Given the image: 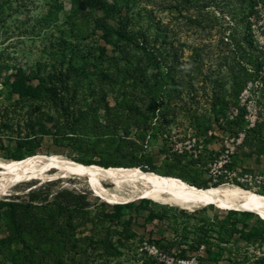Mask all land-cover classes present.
Instances as JSON below:
<instances>
[{
	"label": "rangeland",
	"instance_id": "374dc122",
	"mask_svg": "<svg viewBox=\"0 0 264 264\" xmlns=\"http://www.w3.org/2000/svg\"><path fill=\"white\" fill-rule=\"evenodd\" d=\"M77 1L0 0V159L55 154L80 164L137 166L197 187L264 194V65L254 66L264 58V0H102L155 56L157 67L148 70L157 83L152 99L94 26L102 11H78ZM48 9L51 16L42 21ZM244 69L252 77L241 87ZM17 74L32 84L35 75L47 83L52 74L63 77L71 106L87 107L85 119L70 130L47 103L34 111L17 102L4 85ZM51 180L58 182L48 199L61 189L86 191L90 209L104 203V212L119 220L110 264H247L264 254L258 215L143 198L108 202L81 175L21 183L0 200ZM6 225L0 212V238ZM89 226L76 237L88 235ZM159 238L169 242L166 250L152 243Z\"/></svg>",
	"mask_w": 264,
	"mask_h": 264
},
{
	"label": "trees",
	"instance_id": "16d2710c",
	"mask_svg": "<svg viewBox=\"0 0 264 264\" xmlns=\"http://www.w3.org/2000/svg\"><path fill=\"white\" fill-rule=\"evenodd\" d=\"M76 9L78 11L85 9L102 11L101 16L93 18L94 26L104 33L106 42L111 45L112 50L117 52L119 59L129 66L127 68L129 76L144 88L151 99L154 98L155 86H157L156 77L155 73L150 74L148 70L156 68L157 63L155 56L145 50L144 38H139L135 32L127 28L126 23L116 18L115 15L119 14L112 3L102 0H78ZM50 16L51 10L48 9L42 21H48ZM263 65L264 58L255 60L254 66L261 68ZM34 77H37L38 81L32 84L29 78L24 80L21 75L17 74L11 82H6L4 85L10 86V92L17 95V102L33 106L34 111L39 110L40 103L50 105L56 115L61 116L66 125H70V130L74 129L73 126L76 123L85 119L87 107L71 106L70 99L65 96L69 93L70 86L65 79H62L63 77L56 78L52 74L49 76V83L39 76ZM251 77L252 72L244 69L238 76L241 87ZM104 109L109 114L111 108L106 103ZM147 111L154 113L155 107L150 106ZM56 135L64 136L65 134L56 133ZM67 137L71 141L70 136ZM115 149L122 152L121 144H117ZM126 153L133 156L135 148L129 147ZM21 158L23 157L17 159ZM99 164L102 167L117 166L106 162ZM56 182L58 181H46L28 189L24 194H16L0 200V212L7 223L6 234L0 238L2 262L10 264H85L91 261L92 264H110L115 256L114 235L117 232L119 220L104 212L102 208L104 203H100L99 206L95 205L94 210L90 209L91 204L87 200L86 191L75 192L61 189L51 199H48V189ZM214 186L218 185L214 184ZM120 205L117 204V207ZM229 210L243 214L248 212ZM259 221L264 223L261 218ZM87 224L90 225L89 234L81 238L76 237V230ZM152 243L162 250H166L169 246L165 238L152 240ZM88 248L94 252L91 257H89L91 253L87 254ZM75 253L79 255L78 258L74 257ZM247 264H264V254L254 256Z\"/></svg>",
	"mask_w": 264,
	"mask_h": 264
},
{
	"label": "bare ground",
	"instance_id": "6f19581e",
	"mask_svg": "<svg viewBox=\"0 0 264 264\" xmlns=\"http://www.w3.org/2000/svg\"><path fill=\"white\" fill-rule=\"evenodd\" d=\"M65 175L87 177L93 190L108 202L124 203L143 198L186 209L214 205L223 209H243L264 220V194L228 185L198 188L179 178L137 166L80 164L55 154H32L17 160L0 159V196L21 183ZM104 180L127 192L117 194L105 188L101 183Z\"/></svg>",
	"mask_w": 264,
	"mask_h": 264
},
{
	"label": "water",
	"instance_id": "95a60500",
	"mask_svg": "<svg viewBox=\"0 0 264 264\" xmlns=\"http://www.w3.org/2000/svg\"><path fill=\"white\" fill-rule=\"evenodd\" d=\"M239 210L244 211L243 209H239Z\"/></svg>",
	"mask_w": 264,
	"mask_h": 264
}]
</instances>
